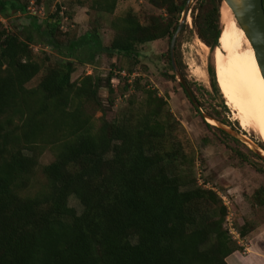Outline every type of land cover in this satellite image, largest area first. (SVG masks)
I'll return each mask as SVG.
<instances>
[{"label": "trees", "instance_id": "trees-1", "mask_svg": "<svg viewBox=\"0 0 264 264\" xmlns=\"http://www.w3.org/2000/svg\"><path fill=\"white\" fill-rule=\"evenodd\" d=\"M148 1L164 13L141 23L126 12L111 20L113 37L103 45L96 28L63 40L61 5L42 24L28 14L30 0H0V19L19 12L29 20L20 33L0 20V264H228L239 249L224 227L226 207L198 183L194 160L173 138L165 100L139 77L124 78L123 88L140 92L145 110L109 119L98 91H116L112 73L72 80L77 63L99 53L132 60L144 43L170 44L186 0ZM220 2L195 0L192 7L197 36L211 50L219 45ZM91 7L112 13L115 0H92ZM32 44L49 48L53 62L35 55ZM166 59L175 81L169 49ZM208 73L226 108L213 65ZM46 150L53 159L41 164ZM38 174L44 182L35 188ZM263 192L255 191L256 205L264 204ZM248 231L244 224L239 235Z\"/></svg>", "mask_w": 264, "mask_h": 264}, {"label": "rangeland", "instance_id": "rangeland-1", "mask_svg": "<svg viewBox=\"0 0 264 264\" xmlns=\"http://www.w3.org/2000/svg\"><path fill=\"white\" fill-rule=\"evenodd\" d=\"M91 4L92 0H85L82 4L77 0H42L40 6L43 11L38 21L43 24L56 10L57 5H61L60 30L66 34L62 36L63 40L78 37L96 28L101 43L108 45L114 33L111 20L131 11L141 23H145L150 16L164 13L163 10L153 7L148 0H115L112 13H99ZM194 4L195 0H192L188 17L190 20L185 22L176 38L174 57L179 61L180 67H177L180 72L190 83L200 105L199 111L186 98L177 78L173 81L167 76L171 73L166 59L169 49L167 38L140 45L139 55L132 60L116 55L107 57L99 53L90 63H77L72 80L89 73L100 76L112 73L110 82L117 87L116 91L110 97L105 88L98 91L109 119H113L128 108L135 113L145 110L140 92L133 91L131 87L128 90L123 88L124 78H128L127 82L130 83L134 77H139L140 85L147 83L155 90L165 100L166 110L171 115L170 123L175 127L172 133L174 140H178L183 152L194 160L193 171L198 183L203 187L212 188L219 197L225 198L228 207L226 209L231 214L230 230H234V233L240 232V227L244 224L249 230L244 237L240 235L238 239H233L231 236L239 247L235 255L242 258L248 256L246 259L248 264H264V204L256 205L254 202L255 191L259 188L264 190V159L254 151L259 149L264 152V117L253 115L249 126L242 125L236 120L234 105L218 86L226 108L219 105L215 91L210 85L208 68L213 65L215 71L216 51L217 49L222 51L223 28L220 22L221 39L218 40V47L211 50L197 36L192 19ZM28 6L32 7L31 4ZM0 20L4 28L18 33L24 32L29 21L27 15L19 12H11L8 18ZM204 45L207 48H204ZM31 47L32 52L38 57L49 56V62L55 59L49 48L36 44H32ZM128 70H131L130 74ZM41 74L42 72L37 74L27 86H35ZM242 97L238 91L237 99L240 100ZM109 100L113 101L110 105ZM129 100L133 104H129ZM100 115V112H96L95 117ZM206 116L214 119L217 125L210 124L205 119ZM217 128L231 137L222 134ZM52 159V153L46 150L40 158V163L46 164ZM43 182L44 178L38 174L34 187ZM69 203L80 211L75 199L70 198ZM226 262L230 264L231 258Z\"/></svg>", "mask_w": 264, "mask_h": 264}, {"label": "bare ground", "instance_id": "bare-ground-1", "mask_svg": "<svg viewBox=\"0 0 264 264\" xmlns=\"http://www.w3.org/2000/svg\"><path fill=\"white\" fill-rule=\"evenodd\" d=\"M219 11L223 33L222 51L217 49L215 54L216 82L234 105L236 120L249 126L253 115L264 117V78L251 43L223 0ZM238 91L243 95L240 100ZM208 122L215 124L211 119Z\"/></svg>", "mask_w": 264, "mask_h": 264}, {"label": "water", "instance_id": "water-1", "mask_svg": "<svg viewBox=\"0 0 264 264\" xmlns=\"http://www.w3.org/2000/svg\"><path fill=\"white\" fill-rule=\"evenodd\" d=\"M191 1L192 0H186L177 29L173 33L170 40L169 52H170L171 65L175 77L181 84L190 102L199 111L200 105L196 100L190 87L188 86L186 79L184 78L179 68L177 67L176 60L174 57L176 38L180 30L182 29L183 25L187 21V18L189 17ZM223 1L227 3V5L231 9L237 21V24L244 31L249 42L251 43L255 52V57L259 65L261 74L264 78V8H263L262 0H223ZM205 119L207 121L208 119H211L215 122L214 125H217V122L214 119L207 116L205 117ZM221 126H223V124H221ZM254 151L256 154L261 155V157L264 159L263 151L259 149H254Z\"/></svg>", "mask_w": 264, "mask_h": 264}, {"label": "built area", "instance_id": "built-area-1", "mask_svg": "<svg viewBox=\"0 0 264 264\" xmlns=\"http://www.w3.org/2000/svg\"><path fill=\"white\" fill-rule=\"evenodd\" d=\"M30 4L32 5V7H31V8H29V6L27 7L28 14H30V15H32V16H37V17H39V15L42 14L43 8H42L41 6L36 5L35 2H31V1H30L29 5H30ZM122 74H124V73L122 72ZM220 197H221V199H222V201H223V202H222L223 205L226 206L225 198L222 197V196H220ZM226 208H228V207L226 206ZM230 216H231V214L229 213V211H227V213H226V217H225L224 227H225V228L228 227L227 229H228L229 233L232 235V238H233V239H238V238L240 237L239 232L237 231L236 233H234V232H233L234 230H230V227L232 226V223H231V221H230ZM234 234H235V235H234ZM233 235H234V236H233Z\"/></svg>", "mask_w": 264, "mask_h": 264}, {"label": "crops", "instance_id": "crops-1", "mask_svg": "<svg viewBox=\"0 0 264 264\" xmlns=\"http://www.w3.org/2000/svg\"><path fill=\"white\" fill-rule=\"evenodd\" d=\"M247 257L248 256L242 258L240 255H235V252H234V253L230 254L229 256H227L225 258V260L228 261V259L231 258L232 262L230 264H238V262L241 264H248V261L246 260ZM227 263H229V262H227Z\"/></svg>", "mask_w": 264, "mask_h": 264}]
</instances>
